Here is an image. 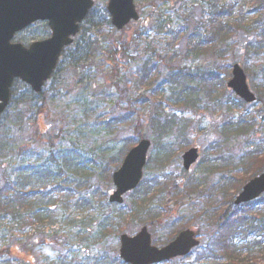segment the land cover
<instances>
[{
  "label": "rangeland",
  "instance_id": "374dc122",
  "mask_svg": "<svg viewBox=\"0 0 264 264\" xmlns=\"http://www.w3.org/2000/svg\"><path fill=\"white\" fill-rule=\"evenodd\" d=\"M95 1L90 24H104V29L100 28L103 35H97L100 41L94 44L104 53L98 52L92 68L86 72L75 71L74 74L72 68L65 64L38 95L23 84H16L10 106L0 118V185L7 177L15 178L19 169L36 167L49 173L62 171L72 192L68 202L72 205V212L65 219H72L75 226L68 227L58 216L57 223L44 225L40 230L30 225L20 229L0 214V264H12L13 259H19V264H112L116 261V264H121L119 239L107 236L103 242L100 241L99 232L103 229L99 224L100 218L117 211L132 214L137 194L125 197L120 207L110 205L107 200L94 212L80 214L73 208L78 199L74 194L77 187L88 182L87 187L80 189L79 197L97 198L104 193L108 198V183L112 186L114 169L107 161L123 150L126 140L136 135L151 140L155 153L159 152L156 145L162 144L169 151L171 148L175 157L166 168L153 165L144 170L143 186L150 184V191L158 194L149 200L150 205H160L155 220L152 222L148 218L149 223L141 225V221L128 217L124 232L134 235L143 226H148L154 245L163 247L178 231L193 228L200 246L188 257L165 264H230L227 256L233 255L235 259L246 261L250 255L243 251L245 245L242 241L236 242L239 251H233V255L224 243L218 242L221 237H217L216 232L221 229L222 223H217V220L215 223L212 217L227 210L228 203L220 205L214 199L203 198L209 187L198 189L201 191L198 195H181L185 193V186H189L188 182L205 176V183L211 185L223 177L218 170L223 164L221 154L240 159L247 149L264 143L263 127L247 133L237 130L242 114L245 120H250L246 113L252 114L257 117L255 124L260 123L259 105L237 106L238 100L232 92L223 90L230 80L229 69L235 61L243 67L244 63L248 65L247 79L252 89L264 77V73L261 75L259 71L260 58L255 57L254 52L245 50L248 42L255 40L253 34L245 32V26L250 25L255 17L251 10L254 0L223 2L232 6V30L238 27L237 23L241 24L234 38L239 44L234 48L229 43L220 44L219 38L212 37L215 31L211 25H218L215 21L209 23L211 8L208 1L212 0H135L141 19L123 32L106 27L110 19L108 16L104 23L102 13L107 2ZM85 25L87 29L89 24ZM96 32L93 28L86 39L92 38L95 42ZM35 33H39L37 28L20 35L24 41L19 38L16 41L29 44L31 35ZM205 34L208 41L212 39L211 43H218H215L216 49L212 48L214 43L203 44ZM81 38L78 37L74 46L64 54L63 63L68 61V51L84 43ZM198 39L202 47H198ZM145 62L152 67L149 81L152 80L146 81L147 87L141 85L146 82L140 81V71ZM190 71L195 72L190 82L177 80ZM168 77L173 81L167 82ZM181 81L180 86L177 82ZM188 94L198 96L201 103L199 110L177 105L180 100H187ZM159 103L163 108L155 110L154 106ZM217 103L224 109L217 108ZM229 104L240 108L239 112L228 110ZM129 116L135 121L137 117L136 127L123 125L117 132H112L107 125L112 119H127ZM186 118L190 120L189 127L184 123ZM227 125L230 127L228 132L225 130ZM155 127L163 133V139L158 143H154ZM181 145L197 147L200 152V160L184 176L180 173L184 153L179 154ZM213 149L219 150V153ZM78 157L90 161L83 171H76V167L82 165ZM212 157L216 158L213 160L215 164L210 163ZM170 159L169 155L167 162ZM247 168L245 175L243 172L235 174V178L234 173L230 174L232 182L246 181L258 169H264V156L255 160L253 166L247 164ZM108 171L110 180L107 179ZM77 174L78 178L75 177ZM60 179L64 181L61 175ZM55 199L61 200L59 196ZM62 207L64 205L58 203L59 215L63 212ZM233 212L235 209L231 206L228 216ZM83 221L88 224L85 232L78 228L77 223ZM237 225L233 222L232 228ZM87 233L89 238L85 237ZM18 251L24 255L18 256ZM9 253L12 257L8 256ZM254 255L256 263L264 264L263 250Z\"/></svg>",
  "mask_w": 264,
  "mask_h": 264
},
{
  "label": "trees",
  "instance_id": "16d2710c",
  "mask_svg": "<svg viewBox=\"0 0 264 264\" xmlns=\"http://www.w3.org/2000/svg\"><path fill=\"white\" fill-rule=\"evenodd\" d=\"M233 0H212L208 1L210 2V8L211 13L209 15V23L212 24L214 21L218 25H211L212 28H214V33L212 34L213 38H219L220 44H231V46L237 47L238 42L234 39L237 36V32L240 27V23H237L236 28H234V31L232 30L231 24L232 19L234 17V14H232V6L230 7L228 4ZM251 10L253 14V20L251 21L250 25L245 26V32L248 35H254V38L256 41L254 43H248L246 46L247 51H252L255 54V57L260 58V66L259 71L264 73V0H254L251 4ZM103 22L106 23L107 20V12L104 10L102 13ZM94 17V10H92L85 23L89 24V26L86 29V25L82 26L80 37H82V41L84 43L79 44L76 46L75 50L69 51L68 55V61L61 64V68H64L65 64H68L69 68H72L71 71L75 74V71H81L86 72L87 70H90L92 66L94 65L95 58L97 57L98 52L103 54V51H99L97 46L94 44L97 43V41H100L97 35H103L101 31L104 29V24H90V21L93 20ZM107 28H110V24L106 26ZM33 28H37L39 33H35L31 35V42L36 41L39 39H44L50 35V30L46 24L38 23L28 29L27 32H30ZM96 29L95 42L92 38L86 39L88 36L87 34L92 31V29ZM102 28V30H100ZM43 29V30H42ZM84 33V34H82ZM91 36V35H90ZM89 36V37H90ZM20 40L21 37H18ZM204 42L203 44H213V49H216L215 41L212 42V39L208 41L207 34L203 35ZM198 47L201 46L200 40H197ZM202 44V45H203ZM218 45V43H216ZM210 46V45H209ZM202 47V46H201ZM211 48V47H210ZM105 47L103 48V50ZM200 49V48H199ZM100 54V55H101ZM248 58V55L246 56ZM236 60V59H233ZM244 67L247 72H249V67L247 64L244 63ZM116 71L117 69L114 68ZM152 67L149 65L148 62H145L141 68L140 71V81L146 82L149 81V76L151 74ZM230 72V71H229ZM187 78L186 75H180L177 80H184ZM169 79L173 81V78ZM152 79H150L151 81ZM149 81V82H150ZM261 82H258L254 87L255 92L257 94V103L261 105L260 112L258 113V118H260V123L257 125L255 124V121L257 119L254 115H248V118L250 120H245V115L242 114L240 117V121L237 123V130L238 132L242 131H251L252 129H261L263 127L264 129V77L261 78ZM148 82V84H149ZM178 85L181 86V82H177ZM142 86L147 87L146 83H141ZM218 104V103H217ZM160 104L155 106V110L159 109ZM177 105L190 107L199 109L200 107V100L197 95L188 94L187 100H180ZM219 105V104H218ZM243 105L241 102L238 101L237 106ZM228 110L232 109L234 112H239L240 108L233 105L234 107H231L228 105ZM219 109H224L223 107L216 106ZM156 113V111H155ZM171 118V117H170ZM173 120V117H172ZM137 117L136 121L129 116V118H121V119H112L110 120L107 125L109 128L112 129V132L118 131V128L121 126H125L128 128H134L137 126ZM178 124V123H177ZM124 127V128H125ZM155 133L156 137L154 139V143H158L163 139V133L162 130H158V127H155ZM132 138V139H131ZM128 140H126L123 144L122 151L116 154L115 156L109 158L107 161L108 165L110 164L114 170H117L120 168L122 161L124 157L127 155V152L133 148L136 143L144 138L140 135H136V137H131ZM158 145V144H157ZM159 152L153 153L151 159H149L147 168H152L153 165L159 167V168H166L175 157V152L170 151L167 149L166 145L157 146ZM264 146V143H263ZM262 146V147H263ZM261 149V148H260ZM182 148H179V151H181ZM169 155L171 156V159L167 162ZM80 157H78L79 160ZM82 165L81 167H76V171H83L87 167V163H90L85 158H80ZM56 162V161H54ZM63 167V166H62ZM104 168V167H103ZM103 171V169H101ZM180 173L184 176L185 172L183 170L180 171ZM110 180V171L107 172ZM60 175L63 177L64 181H61ZM102 176V174H100ZM112 175V174H111ZM79 174L75 176L78 178ZM103 178V176H102ZM69 179V178H68ZM70 180V179H69ZM108 180V182H109ZM86 185L82 187H77L76 194H74V197L78 198L76 199V206L73 208L75 211L80 214L82 212H94L96 207H100L102 202L107 201V196L102 193L101 196L94 198L89 197V199L84 198V196H80V189L87 187L88 182H85ZM109 184V191L112 190L113 186H111V183ZM69 181L66 179L63 172H56V173H49L47 170L40 171L36 167L34 168H27V169H19L16 173L15 178L14 177H7L2 185H0V214H2L7 220H10L12 224H16L20 229H24L27 226H36L40 230V228H43L44 225H53L54 223L58 222V219L56 217H61L64 219L65 225L68 227L75 226L72 219L68 220L65 219V216L72 212L70 210V207L72 205H69V201L72 197V192L68 189ZM179 183L177 184L178 187ZM198 182H189V186H185V194H195L197 192ZM243 185V184H242ZM241 184H238L236 186V191L239 192L242 188ZM144 190L142 192L140 190H137L135 192L137 194L136 203H134V208L131 211L132 215L129 216L128 212H118L117 213H110L106 214L103 218H100V223L102 225V230L99 232L100 241H104L107 236H115L117 238L120 237L122 233H124V229L126 226H128V217L130 218H136L139 219L142 223H149L148 218L152 221H154L155 216L157 215V212H159L158 207L156 205L153 207V205L149 204V196L152 195V192H150L149 188L144 185ZM49 188V190H48ZM51 188V189H50ZM143 188V186H142ZM139 195V196H138ZM56 196L60 197V201H57L55 199ZM58 203L64 205V208L62 207V213L59 215L57 207ZM152 206V207H151ZM61 210V209H60ZM57 211V214L55 215V212ZM262 216V215H261ZM152 221V222H153ZM79 225V229L81 231L85 232L87 230L88 224L83 222H77ZM86 224V225H85ZM247 225L249 227H252L253 224L248 222ZM105 229V230H104ZM257 230L264 232V220L261 219L257 223ZM107 233V235H106ZM263 234V233H262ZM88 236V237H87ZM175 236V234H174ZM169 239L172 240L174 238ZM78 237L80 238V233H78ZM89 238V234L87 233L86 236ZM84 237V238H85ZM82 238V233H81ZM168 241V242H169ZM264 245V235L263 238L256 240L255 242L250 244V247L248 249L250 250V256L247 257L246 261H241L242 264H251L250 262L256 263L254 259V253L260 251ZM21 252V251H19ZM23 254V253H22ZM10 255V253H9ZM8 255V256H9ZM11 257V256H9ZM227 258H230V261L233 262L235 259L233 257L227 256ZM117 263V261H116ZM112 263V264H116ZM120 263V260H119ZM240 263V262H238Z\"/></svg>",
  "mask_w": 264,
  "mask_h": 264
},
{
  "label": "water",
  "instance_id": "95a60500",
  "mask_svg": "<svg viewBox=\"0 0 264 264\" xmlns=\"http://www.w3.org/2000/svg\"><path fill=\"white\" fill-rule=\"evenodd\" d=\"M93 6L94 0H0V115L9 105L16 79L36 93L42 91L56 70L64 49L72 45ZM107 11L112 26L118 31L139 20L134 0H109ZM39 21L48 22L50 38L35 42L28 48L12 43L17 33ZM229 87L245 102H255L244 71L239 66L234 67ZM150 146V141H141L114 174L116 192L110 198L112 203H122L123 195L137 188ZM197 158L196 149L186 153L184 168L189 170ZM263 193L264 175L249 183L236 202H249ZM198 245L195 233L188 230L165 248L158 249L152 245L151 235L144 228L135 237L122 236L120 257L126 264H160L185 257Z\"/></svg>",
  "mask_w": 264,
  "mask_h": 264
},
{
  "label": "flooded vegetation",
  "instance_id": "af4514ba",
  "mask_svg": "<svg viewBox=\"0 0 264 264\" xmlns=\"http://www.w3.org/2000/svg\"><path fill=\"white\" fill-rule=\"evenodd\" d=\"M232 164L233 163L230 162V166ZM227 182L230 183V184L233 183L232 182V179L230 177L228 178V180H227V178H220L219 180H216L214 183H211V185H207L205 183V181H204V178H202L200 180V183H199L200 184V188L199 189H201V190L204 189V188H206V187H209L208 192H204L203 193V198H205V199H207V198L208 199H214L217 202H219L220 205L223 204V203H225V202L228 203V209L223 211L222 217L219 219V216H216V218L219 219L218 220V223L219 224H221L222 222H224L227 219L228 213H229V210H230V207L232 205L230 202H228L230 200V196L231 195H229L230 189L228 187H225V185H226ZM198 194H201V192L200 193H196V195H198ZM236 206L237 205L234 203L232 207H234V209H236ZM214 210H216V209H214ZM212 218H213V221L215 219L214 222H216V218L214 217V215H213ZM230 238H231V235L230 234H227V235H225L222 238V241L221 242L224 243V244H227L228 243V240Z\"/></svg>",
  "mask_w": 264,
  "mask_h": 264
}]
</instances>
